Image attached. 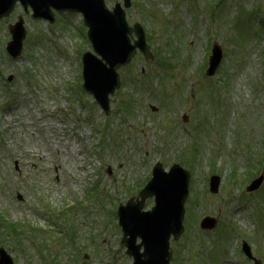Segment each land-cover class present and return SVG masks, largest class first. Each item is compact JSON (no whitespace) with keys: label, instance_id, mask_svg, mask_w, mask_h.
I'll return each mask as SVG.
<instances>
[{"label":"rangeland","instance_id":"obj_1","mask_svg":"<svg viewBox=\"0 0 264 264\" xmlns=\"http://www.w3.org/2000/svg\"><path fill=\"white\" fill-rule=\"evenodd\" d=\"M218 2L131 0L126 20L142 26L159 60L137 54L119 70L108 117L81 90V56L91 48L80 15L49 26L17 4L0 21V247L14 264H132L115 208L136 198L157 162L190 175L170 264H253L243 241L264 264V181L244 191L264 155V0ZM19 16L26 37L11 60L7 24ZM214 42L223 59L207 78ZM140 71L149 77L143 91L132 83ZM211 175L220 178L215 195ZM204 217L216 219L213 231L199 228Z\"/></svg>","mask_w":264,"mask_h":264},{"label":"water","instance_id":"obj_2","mask_svg":"<svg viewBox=\"0 0 264 264\" xmlns=\"http://www.w3.org/2000/svg\"><path fill=\"white\" fill-rule=\"evenodd\" d=\"M124 8L128 9L130 0H123ZM16 2H20L26 9L30 7L34 19L53 22L50 9L59 13H81L88 28V39L94 51L109 66L107 69L96 58L86 55L84 62V90L94 96L105 114L109 113L108 96L113 95L119 87L116 70L129 63L139 49L145 57L148 50L144 44V36L138 25L129 28L124 19V11L119 5L109 13L102 0H0V19L11 14ZM12 42L8 45V53L16 58L19 56L24 31L22 21L10 28ZM134 33L137 41L130 46L128 37ZM221 49L215 44L209 59L207 76H213L221 61ZM178 177V179H177ZM262 179L254 181L247 189L252 192L259 188ZM188 175L179 167L174 166L169 174H164L160 166L153 171V179L140 192L136 204L129 201L118 211L119 224L123 231L122 243L127 247V255L133 257L134 264H169L171 253L168 251V240L172 235L178 239L182 232L183 204L187 197ZM217 180H212L211 191L216 192ZM155 197V207L151 212H142L146 198ZM203 229L214 228V221L205 219ZM141 243L136 245V239ZM143 247V253L140 249ZM244 252L250 257L249 249ZM0 264H11L10 260L1 252ZM256 264H259L258 262Z\"/></svg>","mask_w":264,"mask_h":264}]
</instances>
